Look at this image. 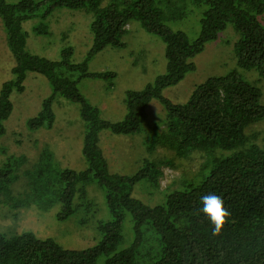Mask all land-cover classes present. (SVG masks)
Here are the masks:
<instances>
[{
    "label": "trees",
    "instance_id": "obj_1",
    "mask_svg": "<svg viewBox=\"0 0 264 264\" xmlns=\"http://www.w3.org/2000/svg\"><path fill=\"white\" fill-rule=\"evenodd\" d=\"M56 8L85 9L93 14L90 24L92 45L85 58L72 62L73 47L62 50L60 60L32 54L27 50L28 32L23 22L43 10L46 17ZM194 10L201 14L200 34L191 39L174 30L167 21L181 20ZM0 17L7 43L14 55V78L0 90V137L13 110L11 93L25 89L29 72L46 76L52 94L41 111L31 118L32 128L53 126V104L59 97L77 102L86 124L83 154L85 170L55 167L53 152L46 148L37 163L26 171L27 199L48 208L59 199L65 219L83 208L93 213L95 204L87 197L86 186L96 180L106 193L114 219L99 222L102 234L90 249H67L51 238L40 239L24 232L8 239L0 232V264H264V148L248 142L247 128L264 117L262 90L231 71L210 77L196 86L184 104H174L163 95L165 88L177 84L187 72L195 70L191 59L202 52L207 42L232 24L240 37L235 43L238 66L255 69L264 79V0H0ZM158 35L166 45L167 70L142 90L126 92V117L121 121L103 119L99 108L80 89L84 78H98L113 84V71H91V59L107 47H123V37L132 21ZM46 33L43 23L36 28ZM159 99L167 109L163 134L152 140L151 149L164 145L171 155L145 160V168L132 176L110 173L99 146L101 132L136 134L142 130L147 108ZM224 151H232L228 156ZM200 156L201 164L191 176L182 175L170 184L175 188L164 204L148 206L132 196L133 186L146 179L155 187L163 166L181 168L177 158ZM19 162L21 160L19 159ZM8 165V164H7ZM0 166V194L13 181L10 166ZM169 185V186H170ZM222 196L231 216L219 235L201 211V197ZM133 221V240L125 248L124 218ZM85 216L81 223L85 224Z\"/></svg>",
    "mask_w": 264,
    "mask_h": 264
},
{
    "label": "rangeland",
    "instance_id": "obj_2",
    "mask_svg": "<svg viewBox=\"0 0 264 264\" xmlns=\"http://www.w3.org/2000/svg\"><path fill=\"white\" fill-rule=\"evenodd\" d=\"M7 1L17 3L19 0ZM200 18L199 11L194 10L186 18L167 21V24L174 30L185 31L191 39H195L200 34ZM92 19L93 14L85 9L56 8L46 17L41 9L36 16L23 22L28 32L27 50L40 57L60 60L63 48L71 46L72 62H80L92 45ZM43 23L48 26V31L38 33L36 28ZM239 37L233 25L229 24L217 39L207 42L204 50L191 59L195 70L187 72L177 84L165 88L163 95L174 104H184L196 86L208 78L237 71L242 78L261 88L264 103V79L255 69L245 70L238 66L235 43ZM123 41L125 46L107 47L90 61L91 71L115 72L113 84L98 78H84L79 84L81 92L99 108L102 118L112 122L126 117L125 98L128 90L144 89L167 70L165 42L158 35L146 31L140 22L134 20L130 23ZM15 62L0 17V90L5 81L14 78L12 68ZM24 85L22 92L14 90L11 93L13 110L5 121L6 131L0 137V166L8 164L14 178L8 189L0 194V232L8 239L31 232L40 239L51 238L67 249H90L101 240L99 222L106 223L114 219L107 205L105 190L96 180L86 186L87 197L94 202L96 209L87 215L81 207L69 217L59 219L62 210L59 199L54 200L48 208H43L38 203L28 201L26 195L25 173L34 167L46 148L53 152L55 167L78 171L88 168L83 154L86 124L81 116V106L59 97L53 104L56 114L53 126L32 128L28 122L41 111L44 100L52 94V86L46 76L36 72L27 74ZM166 121V106L154 98L148 105L147 116L139 133L124 135L114 134L109 129L103 130L99 146L110 173L132 176L145 168V160L171 155L167 146L159 145L156 150L150 148L153 144L151 141L167 130ZM246 134L249 143L264 148V117L251 124ZM231 153L224 151L225 156ZM179 160L182 169L167 165L162 167L159 187L142 179L133 186L132 196L148 206L164 204L167 195L175 188L170 185L174 179L180 177L182 171L188 177L193 176L202 159L194 154L188 159L177 158ZM85 216L88 221L83 224L81 220ZM123 231L125 241L119 249L127 247L133 240V221L129 212L125 213Z\"/></svg>",
    "mask_w": 264,
    "mask_h": 264
},
{
    "label": "clouds",
    "instance_id": "obj_3",
    "mask_svg": "<svg viewBox=\"0 0 264 264\" xmlns=\"http://www.w3.org/2000/svg\"><path fill=\"white\" fill-rule=\"evenodd\" d=\"M201 203L203 205L201 211L207 215L215 226L213 234L219 235L231 216L230 211L225 207L223 197L209 193L201 197Z\"/></svg>",
    "mask_w": 264,
    "mask_h": 264
}]
</instances>
